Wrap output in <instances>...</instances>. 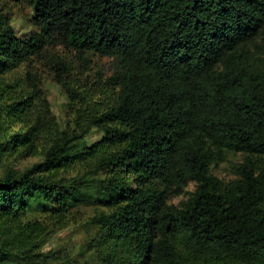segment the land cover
Wrapping results in <instances>:
<instances>
[{
	"label": "trees",
	"instance_id": "trees-1",
	"mask_svg": "<svg viewBox=\"0 0 264 264\" xmlns=\"http://www.w3.org/2000/svg\"><path fill=\"white\" fill-rule=\"evenodd\" d=\"M19 1L31 10L24 34L0 0V76L42 61L72 109L81 92L58 49L107 56L116 98L62 128L32 69L31 92L0 80V164L43 157L0 177V264H35L44 236L81 205L109 210L91 220L98 264H264V0ZM93 128L102 136L89 144ZM228 151L246 157L225 182L212 165ZM92 156L84 173L60 174Z\"/></svg>",
	"mask_w": 264,
	"mask_h": 264
},
{
	"label": "rangeland",
	"instance_id": "rangeland-1",
	"mask_svg": "<svg viewBox=\"0 0 264 264\" xmlns=\"http://www.w3.org/2000/svg\"><path fill=\"white\" fill-rule=\"evenodd\" d=\"M5 5V12L10 16L11 25L20 34L29 32L31 29L29 18L31 10L25 3L19 0H2ZM59 54L68 59L71 66V73L68 77L72 86L81 92V98L77 100L73 108L69 107V98L62 87L53 80V74L49 66L42 61H34L31 67L21 64L10 72L0 76V80L12 84L18 93L21 91H33L30 80L27 76V70L32 69L36 79L43 89L45 96L50 102L55 121L58 126L64 128H74L75 126H85L93 116L104 112L116 98V91L107 85L106 79L112 75L115 69V61L111 57L91 55L89 60L83 62L79 60L73 52L64 48H59ZM13 94V93H12ZM8 100V99H7ZM34 103L39 106L40 101L34 98ZM7 103L4 100L2 104ZM48 125V123H46ZM19 129L16 124L11 127L10 133ZM44 135V133H43ZM42 135V136H43ZM102 136L99 129L93 128L87 135L86 140L92 144ZM45 134L39 145L45 144L47 140ZM108 150H105V152ZM104 152V151H103ZM246 155L242 152L228 151L225 153L224 160H217L212 165V172L225 182L237 178V165L245 160ZM39 154L25 152L23 154H14L8 156L0 164V177L8 167H13L23 171L42 160ZM95 157L77 163L74 167L63 170L60 174L74 176L89 170L94 165ZM196 184L191 182L185 191L180 195L173 196L169 202L179 204L182 200L187 199L195 190ZM109 211L107 208L97 205H81L72 210L67 223L44 236L42 248L36 252L41 255L34 258L35 264H59L69 258L75 257L78 261L76 264H98L95 258V252L91 251L88 246L90 239L93 237L95 227L91 220L98 213ZM38 219H42V215ZM37 218V217H36ZM54 226H57L56 224ZM52 230V225L49 228ZM54 252L53 256H51ZM48 254L49 257L42 256ZM60 256V259L54 257ZM21 264H27L24 261Z\"/></svg>",
	"mask_w": 264,
	"mask_h": 264
}]
</instances>
